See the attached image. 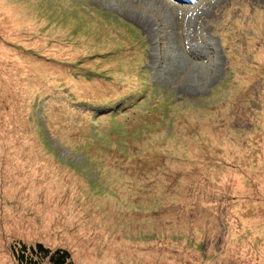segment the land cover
Segmentation results:
<instances>
[{
  "label": "rangeland",
  "instance_id": "374dc122",
  "mask_svg": "<svg viewBox=\"0 0 264 264\" xmlns=\"http://www.w3.org/2000/svg\"><path fill=\"white\" fill-rule=\"evenodd\" d=\"M264 264V0H0V264Z\"/></svg>",
  "mask_w": 264,
  "mask_h": 264
},
{
  "label": "trees",
  "instance_id": "16d2710c",
  "mask_svg": "<svg viewBox=\"0 0 264 264\" xmlns=\"http://www.w3.org/2000/svg\"><path fill=\"white\" fill-rule=\"evenodd\" d=\"M13 254L18 264H74L67 248H51L42 242L29 246L20 242L13 247Z\"/></svg>",
  "mask_w": 264,
  "mask_h": 264
}]
</instances>
